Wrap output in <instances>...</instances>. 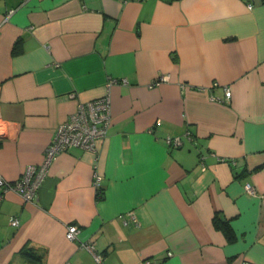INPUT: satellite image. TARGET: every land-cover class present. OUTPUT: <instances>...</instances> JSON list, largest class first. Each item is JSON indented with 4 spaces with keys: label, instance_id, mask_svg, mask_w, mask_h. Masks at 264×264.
<instances>
[{
    "label": "crops",
    "instance_id": "1",
    "mask_svg": "<svg viewBox=\"0 0 264 264\" xmlns=\"http://www.w3.org/2000/svg\"><path fill=\"white\" fill-rule=\"evenodd\" d=\"M106 91L96 159L71 147L33 201L4 193L0 264H98L86 242L100 264H264V1L0 0L1 177L38 164L77 104Z\"/></svg>",
    "mask_w": 264,
    "mask_h": 264
},
{
    "label": "built area",
    "instance_id": "2",
    "mask_svg": "<svg viewBox=\"0 0 264 264\" xmlns=\"http://www.w3.org/2000/svg\"><path fill=\"white\" fill-rule=\"evenodd\" d=\"M264 1V0H262ZM14 9H9L7 14L13 12ZM165 76H161L160 79H164ZM126 83L125 79L110 80L112 82ZM225 98H229L231 92L229 89H225ZM73 94H70L72 96ZM111 124L110 114V97L109 92H105L103 95L87 100L81 101L77 104L75 110L71 112L67 118L61 122L54 135L46 146L42 160L38 164L28 165L21 176L14 180H7L0 176V202L4 196V193L8 190L17 192L24 201L31 202L34 200L37 191L48 174L50 165L59 153L68 150L71 147H80L95 156L98 154L99 144L105 138L107 129ZM5 127L0 124V140L5 136ZM191 136L190 131H186L185 134ZM190 138V137H188ZM165 144L171 147H179L183 141L180 136L167 135L164 138ZM92 175V188L95 190L96 195L99 194L101 189L102 174L98 171L96 163L93 166ZM245 191L249 194H254L255 189L250 183H245ZM130 219L136 223V218L132 213H129ZM124 223H128L124 219ZM10 224L12 226H18L19 219L15 216L10 218ZM66 238L75 239L79 232L76 225L70 224L66 226ZM88 252H90L98 264L101 263L102 254L95 251V246L91 242L81 244ZM172 252H166V256H171ZM144 264H156L154 259H145ZM71 264V263H69ZM245 264H256L254 262L247 261Z\"/></svg>",
    "mask_w": 264,
    "mask_h": 264
},
{
    "label": "trees",
    "instance_id": "3",
    "mask_svg": "<svg viewBox=\"0 0 264 264\" xmlns=\"http://www.w3.org/2000/svg\"><path fill=\"white\" fill-rule=\"evenodd\" d=\"M101 193H102V185L100 192L97 196H100ZM212 222L216 228L221 229L224 232V234L227 236L228 239H231L233 237V233L228 221L220 217L218 213L214 215Z\"/></svg>",
    "mask_w": 264,
    "mask_h": 264
}]
</instances>
